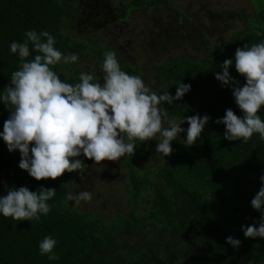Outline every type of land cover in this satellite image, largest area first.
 Here are the masks:
<instances>
[{
	"label": "trees",
	"instance_id": "trees-1",
	"mask_svg": "<svg viewBox=\"0 0 264 264\" xmlns=\"http://www.w3.org/2000/svg\"><path fill=\"white\" fill-rule=\"evenodd\" d=\"M102 1L0 0V96L21 63L10 43H22L26 31H47L64 55H78L77 62L53 68L62 80L75 84L84 72L79 67L82 58L96 55L93 65H102L105 51L111 50L112 44L96 35L100 21L105 26L125 22L134 11L144 9L151 11L149 21L159 25L149 45L158 61L161 53L190 48L153 66L150 88L157 95L175 96L177 83L191 85L180 100L171 105L162 102V111L170 120L197 114L210 120L194 145L187 146L180 137L173 140L170 156L156 152V143L150 147L135 141V154L122 157L125 205L112 216L66 200L68 193H77L72 184L89 165L84 156L76 158L84 162L82 170L37 181L19 167V150L10 152L0 137V197L22 186L31 191L56 189L47 202L51 211L39 221H16L0 213V264H264V238H246L241 229L253 223L259 226L261 212L252 208L251 200L262 186L264 140L254 133L246 143L229 141L224 138L225 125L215 122L229 108L243 116L232 87L222 86L215 74L222 72L225 59H232L230 75L240 86L246 83L235 69V51L264 42V5L252 13L218 11L206 26L175 9L171 0ZM169 15L175 17L163 23ZM220 20L226 25L221 30ZM221 33H229L227 40L215 39ZM29 48L28 61L38 54L31 44ZM118 61L126 73L142 75L139 64ZM10 107L0 99V132ZM258 114L264 120V106ZM182 126L187 130V121ZM46 236L57 241L58 260L40 253L39 244ZM229 236L241 241L238 249L226 242Z\"/></svg>",
	"mask_w": 264,
	"mask_h": 264
},
{
	"label": "clouds",
	"instance_id": "clouds-1",
	"mask_svg": "<svg viewBox=\"0 0 264 264\" xmlns=\"http://www.w3.org/2000/svg\"><path fill=\"white\" fill-rule=\"evenodd\" d=\"M25 36L22 43H10V51L18 53L21 63L19 70L11 74L10 86L0 96L4 104L11 106L0 137L10 152L19 150V167L37 181L55 180L65 172L82 170L84 162L76 159L81 154L95 164L133 156L135 141L157 140L158 136L156 152L170 156L171 142L185 131L181 127L185 121L188 124L185 144L192 146L210 120L208 115L197 114L168 120L165 127L167 113L162 111V102L171 105L180 100L191 85L177 83L175 96L170 92L157 95L139 75L121 70L115 51L104 53L103 83L94 74L81 72L79 82L70 84L53 68L61 62H77L78 55H64L54 46L55 37L47 31L30 30ZM29 44L38 53L30 61L26 59L31 54ZM234 61L236 71L246 79L243 86L230 75L232 59L223 61V70L215 78L222 86L232 87L243 116L229 108L215 122L225 125L224 138L229 141L246 143L254 133L264 140V120L258 114L264 106V42L238 47ZM260 180L262 186L251 200L252 208L261 212L259 226L242 225L246 238H264V175ZM55 194V188L41 187L38 191L25 186L12 188L0 197V213L16 221H39L41 215L51 211L47 202ZM91 199L89 191L70 192L66 196L67 201H74L77 206ZM226 242L237 249L241 244L231 236ZM56 244L55 239L46 236L39 244L40 253L47 254L49 260H58L54 252Z\"/></svg>",
	"mask_w": 264,
	"mask_h": 264
},
{
	"label": "rangeland",
	"instance_id": "rangeland-1",
	"mask_svg": "<svg viewBox=\"0 0 264 264\" xmlns=\"http://www.w3.org/2000/svg\"><path fill=\"white\" fill-rule=\"evenodd\" d=\"M102 1V0H101ZM129 1V0H124ZM175 9H181L187 15L195 16L201 20L200 22L206 26H209L211 15L221 10H236L243 9L247 12H253L257 8L256 6H263L264 0H171ZM103 2V1H102ZM151 11L147 12L144 9L134 11L131 16L125 22H115L105 26L100 21V26H96V35L101 36L107 45L112 44L111 51H115L118 60L130 61L135 64H139L142 70L140 76L145 84L149 87L152 86L154 80L152 74L154 72L153 66L157 65L160 61L166 60L168 56H175L181 52H190L188 45L182 47V49L174 50L172 52L161 53L160 60L158 61L155 52H151L149 45L153 32L159 30L157 23L150 22ZM175 15L170 17H164L163 23H166L170 19H173ZM241 26V23H237ZM223 21H218L217 27L221 30L225 27ZM229 33H221L215 36L218 41H225L228 38ZM98 58L96 55L91 57L82 58L83 61L79 64V67L85 73H92L94 76H99L101 79L103 73L101 70L102 65H93L94 58ZM67 72V70H66ZM103 83V80H100ZM168 120L164 122V126L168 127ZM182 128H184L181 125ZM185 129V128H184ZM187 131L180 133L179 137L186 139ZM160 137H157L159 140ZM153 139L145 141L150 147L158 141ZM83 156V154H81ZM85 157V156H84ZM89 165L83 170L82 178H75V182L72 184L77 193L80 191H89L92 193L91 201H81L80 206L85 210H98L108 216L115 214L117 209H122L125 205L124 194L122 190L123 181L127 174L123 168V158L119 161H102L100 164H95L93 160L88 159ZM85 171L87 173H85ZM124 210V209H123Z\"/></svg>",
	"mask_w": 264,
	"mask_h": 264
}]
</instances>
